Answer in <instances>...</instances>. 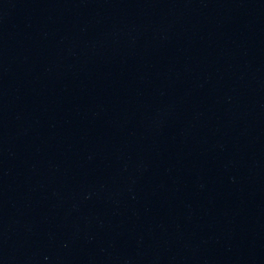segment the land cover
Here are the masks:
<instances>
[{
  "label": "water",
  "instance_id": "1",
  "mask_svg": "<svg viewBox=\"0 0 264 264\" xmlns=\"http://www.w3.org/2000/svg\"><path fill=\"white\" fill-rule=\"evenodd\" d=\"M0 264H264V0H0Z\"/></svg>",
  "mask_w": 264,
  "mask_h": 264
}]
</instances>
